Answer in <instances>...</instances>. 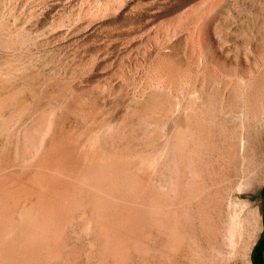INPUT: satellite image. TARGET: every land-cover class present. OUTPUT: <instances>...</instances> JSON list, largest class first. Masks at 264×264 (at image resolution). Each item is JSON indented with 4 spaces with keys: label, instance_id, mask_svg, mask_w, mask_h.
Here are the masks:
<instances>
[{
    "label": "rangeland",
    "instance_id": "rangeland-1",
    "mask_svg": "<svg viewBox=\"0 0 264 264\" xmlns=\"http://www.w3.org/2000/svg\"><path fill=\"white\" fill-rule=\"evenodd\" d=\"M220 1L0 0V177H5L6 174H14L23 178L27 183L28 176L29 178L34 176V174L36 176L42 169L43 172L45 171L44 174H46L44 175L42 172L40 174L43 176L39 174L37 178L45 179V181L38 179L39 183L36 180L37 186L34 183L35 185L33 184L32 186L34 188L33 192H28V196L32 201L36 197H41L39 193L47 187L46 185L50 186L49 183L51 186L56 184L53 187H57L58 191L62 187H71L73 189L74 186H77L78 192L76 193L75 187V190L73 189L72 191L79 197L80 193H84L83 191L87 188L90 189V187L85 186L84 188L82 183L79 184V179L75 177L71 179L73 175L68 174L73 173L75 175L77 172L76 177L79 176L81 171L83 172L87 167V163L91 161L94 155L93 150L96 149L98 144L103 145V148L105 146L104 149L107 148V153H113L115 150L126 154V160H128L129 164L127 166V175L123 178L122 188H124L123 191H125L126 196H128L129 191L132 192L129 195L130 197H127L131 200H129L130 202L128 199L119 201L118 198L115 199L116 197H113L112 200L116 201V203H111V205L115 208L118 207V204L119 206L125 205L126 209L135 207L133 209L138 211L144 219L152 215L150 219L142 220L146 227L151 225L149 228L150 232L143 225L145 227L143 228V234H148V236L140 237V239L142 238L140 241L142 250L139 249V252L135 251L137 254L133 252L134 250H131L133 255L131 254L129 263L139 264L140 260L144 262L145 259V262L150 260L149 263L155 262L158 256L156 255V259L154 257L155 260L151 256L155 255L153 253L155 247L157 251L163 237L160 233H157L159 231L149 222L152 217L159 215L160 209L155 190L158 189L156 182L160 177L161 170L160 151L164 144L163 132L177 115L174 112V106H171L173 109L170 110L169 102L166 104L163 102V97H159V94L164 91L161 90V85L163 83L164 85L165 83L166 85L169 84V86L176 84L175 86L172 85V87L175 88L177 86L175 90L177 89L176 93L180 95L181 99L184 102H193L196 100L195 95L197 92L193 84L196 79L200 80L204 73H211L213 80L216 77L218 82L221 80V83L232 81L239 89L238 83L244 82L247 76L245 71L235 67L242 69L244 64H252L257 60L259 54L262 59L264 58V24L262 25L263 31H257V28H255L256 32L253 34V40H251V42H254H252L253 46H247L248 44L238 39L240 37L236 39V35H233L234 31H232L233 34L231 33V26V28H228L223 22L221 25L218 24V18L222 17L228 5L232 3L236 5L240 0H233L234 2L230 0L227 1L229 2L228 4L224 2L226 0L221 1L222 4ZM224 3L227 7H225ZM223 4L224 6L222 7ZM240 4L241 1L236 5L237 8L240 7ZM217 5H220V7L217 8ZM238 23L240 21L235 18L233 26L236 27ZM261 23H263V20H261ZM226 28L229 29V33ZM246 36V39L252 37L250 35ZM234 47H237L236 50ZM233 51L236 52L234 53ZM168 65L172 67L167 70ZM203 68L207 72L201 71ZM170 70L173 73L169 77L171 80L166 79V75L163 74ZM174 70L176 72H173ZM262 77L263 75L260 74L257 79H253L254 88L259 87V90L254 92L255 89L252 86L253 93L250 94L254 98L250 97L252 101L257 100L259 96L264 98V92H262L263 95L261 93L259 95V92L264 91L259 86L263 83L262 87H264V78L262 79ZM167 80L169 81L166 82ZM171 82L172 84H170ZM254 83L257 87H255ZM212 88L210 87L209 89L211 90ZM149 91H154L156 95L159 93L157 97H154L155 101L147 99L149 98ZM211 93H207L209 100L211 99ZM262 98L259 99L260 101L257 100V102H261V109L263 110L264 103L262 104ZM145 103L147 104L146 106ZM152 103L153 106H151ZM239 105L241 106V102ZM133 107L135 110L132 109ZM163 108L164 110L162 111ZM166 108L169 110L166 111ZM233 122L237 123L235 119ZM111 125L114 127L120 125L118 133H115L114 129L112 131L109 128ZM132 125L134 126L132 127ZM133 129L136 130L134 131ZM129 131L134 138H130L131 134L128 133ZM132 131H137L136 135ZM20 132L22 133L20 134ZM126 133H128V136L125 135ZM63 140L66 141L64 142ZM35 141L37 145L34 144ZM252 141H255V139L252 138ZM49 142H52L51 146ZM105 143L108 145L107 147L104 145ZM261 143H264V138L261 139ZM59 145L61 146L59 150L62 149V146L68 150L72 149L75 151L77 146L78 150L76 152L73 151L72 154L70 153L71 151L66 150L68 152L67 155L66 151L62 153L64 156L63 158L60 157L66 160L65 163V161L59 159L60 157L57 158L60 155V151L55 150V147L58 148ZM37 146H41L40 149ZM52 147L54 150L51 149ZM15 149H18L16 160H14ZM46 153H50V155ZM53 155L57 156L55 158L56 162L59 159L65 163L61 165L63 166L61 168H67L64 166L69 165V169H63L65 170L64 172L68 173V176L66 173H62L64 175L58 173L60 172L58 170L53 173L55 169L51 167L42 168L40 165L37 167L33 166V168L30 166L28 169L21 162V157H24L25 163L30 160L36 161L40 159V156H47L50 157V160L52 159L54 164ZM65 156L66 158L72 157L67 160ZM30 157L34 159L32 160ZM27 158L29 159L27 160ZM18 159L21 161L19 162ZM1 166L3 167L1 168ZM70 166L73 170H71ZM3 168L5 171L2 170ZM48 169L49 171H47ZM49 174L52 176H48ZM50 177H54V179L52 180ZM55 177L58 179H55ZM151 177H155L156 181ZM126 178L128 181H125ZM74 179H77V182ZM54 180L58 182V185L57 183H51ZM150 180H154V185H151L152 181ZM136 181L138 185L133 183ZM72 182L76 183V185ZM61 183H63V186H59ZM42 184L44 187L41 186ZM72 185L74 186L72 187ZM133 185L137 186L133 187ZM149 185L151 186V193L149 192ZM143 186L146 188L145 192L143 191L145 190L144 188L139 190ZM132 187L133 189L135 188L134 191H131L133 190ZM138 187L140 188L138 189ZM25 188L26 190L30 189L29 186ZM25 188L23 187L22 190L24 191ZM67 188L65 189L66 191H68ZM80 188L82 189L81 191ZM148 189L149 191H147ZM90 190L92 191L90 194H94L95 189L91 187ZM136 190L141 191L143 195ZM71 193V191L70 194L67 192L68 198L66 197L67 199L64 198L62 200V202L66 200L64 204L73 202L76 199L72 198L75 195ZM144 194H149V198L147 199ZM85 196L87 195L85 194ZM142 196H144L145 200L142 199ZM109 197L112 198V196H108L111 202L112 200ZM250 197L251 201L255 203L259 214L260 229L255 242L251 246L249 260L251 264H264V231L261 234L264 222L262 210L264 180L251 191ZM69 198H72L73 201ZM58 204L65 207L61 201ZM193 204L194 202H192ZM73 207L75 208L76 205ZM73 207H70L71 209L67 213H63L60 210L61 212L58 214V216L60 215L59 217H62L59 218L61 223L64 222V225H59L60 230L63 232L65 230L64 227L66 228L64 233L61 232L63 235L61 234L60 237L62 240L65 238L63 241L70 244L72 251L78 252L76 254V264H95L99 246L96 237H94L95 235H92L93 233L90 229L85 226L89 210L87 207H83L84 209L81 207L74 209ZM149 209L152 212L155 210L154 214H151L152 212ZM57 211L59 212V210ZM140 211H144L147 217ZM69 212L71 213L69 215L71 218L67 220V216L63 214L68 215ZM149 214L151 215L149 216ZM59 220L58 224H60ZM80 220H83V223ZM152 229L154 230L153 232ZM143 234L140 236H143ZM154 234L155 239H152ZM152 240L154 243H152ZM145 243L146 246L144 245ZM151 246L152 248L155 246L154 250ZM145 247L147 248L144 249ZM143 249L150 253L144 252ZM141 251L143 252L141 253ZM91 253L94 254L90 255ZM156 253L158 254V252ZM141 255L144 257H141ZM104 264H116V262Z\"/></svg>",
    "mask_w": 264,
    "mask_h": 264
},
{
    "label": "bare ground",
    "instance_id": "bare-ground-1",
    "mask_svg": "<svg viewBox=\"0 0 264 264\" xmlns=\"http://www.w3.org/2000/svg\"><path fill=\"white\" fill-rule=\"evenodd\" d=\"M221 1L223 2V0ZM227 1L230 0H226L224 2L226 3ZM240 1V7L237 8L236 5H238ZM240 1L236 5L234 3L231 5L229 4L230 6L228 5L227 10L224 12L222 17L218 18V24L221 25L223 22L226 24V27L229 28L231 26L232 28L230 27V31L231 33L234 31V34H232L234 36L236 35V39L237 37H240L238 39H240L243 43L248 44L247 46H251L253 42H251V40H253V34L256 32L255 28H257V31L264 30H262V25L264 24V0ZM228 3L229 2L226 4ZM226 4L225 7H227ZM217 6V8L220 7V5ZM235 18H238L240 21L236 27L233 26ZM261 20H263V23H261ZM227 30L229 33V29ZM246 35H250L252 37L246 39ZM236 48L234 47L235 50ZM233 52L235 53L236 51ZM168 66L170 68L168 67L167 70L171 69L172 66ZM235 68L245 71V75L247 76V79L244 82L242 81L241 84L238 83L239 89L232 81L221 83V80L218 82V78L216 79V77L215 80H213L214 78L211 73H204V76L202 75L200 80L196 79L198 82L195 81L193 84L195 90L197 91L196 95L194 92L196 100L193 102H184L180 95L176 93L177 89L175 90V88L177 86L175 88L172 87V82L170 83L172 84L170 86L168 83V85H166V83L165 85L164 83L162 85L160 84L162 87L161 90L164 91L160 94L157 93V95L159 94V97H163L164 103L168 104L169 102L168 105L170 106V110L173 109L171 106H174V112L175 114L177 113V115L174 114V119L171 120L167 129L163 132L164 144L160 151L161 170L160 177L156 182L158 189L155 190L160 209L159 215L157 214L158 216L155 215V217H152L149 222L157 229V231H159L157 233L162 235L163 240L162 243L160 242L161 245L158 243L160 246L157 251L154 246L155 251L158 252V254L154 251L153 253H155V255L151 257H153V259L155 257L156 259V255L158 256L156 260L154 259L155 262L149 263L151 260L149 262H145L146 259L144 260L143 258L144 262L140 260L139 264H251L249 260V252L260 229V218L255 203L251 201L250 194L251 191L264 180V143H261V139L264 138V109H261V102H259V99L262 97L259 96L257 99L259 100L258 102L257 100L252 101L250 97L253 98V96H250V94L253 93V79H257V76L260 74L263 75L262 79L264 78V58L262 59L259 54L257 60L252 64L246 63L242 69L239 67ZM172 70L168 71L166 74L163 73L166 75V79L171 77L170 75L173 74ZM202 70L207 72L205 68L201 69V71ZM173 72H176V70ZM197 76L199 77V75ZM173 77L175 78L174 75ZM259 86H261L264 90V87H262L263 83ZM210 87L213 88L210 90ZM255 87H257L256 84ZM258 88H254V92L256 90L258 91ZM209 90L212 92L210 94L211 101L207 95V93H210ZM262 92L264 91L259 92V95H261ZM148 94L149 98L147 99L155 101L154 97H157L156 93L154 91H149ZM262 100L263 104L264 98H262ZM240 102L241 106L239 105ZM143 104L142 106L144 107ZM146 105L147 104L145 103V106ZM151 106H153V103ZM132 109L135 110L134 107ZM167 110L169 109L166 108V111ZM229 117H232L233 119H230ZM128 118H126V120H128ZM234 119L237 123H232ZM133 126L134 125H132V127ZM118 127H114L113 125L109 126L112 131L114 129L115 133H118L120 130ZM136 129L133 130L135 131ZM136 132L132 131L133 134ZM21 133L22 132H20V134ZM128 133L131 134L130 131ZM128 133L125 135L128 136ZM20 134L18 133V135ZM120 135L119 137H121ZM130 138L132 139L134 136L131 134ZM252 138H254L255 141H252ZM63 141L65 142L66 140ZM34 144L37 145L36 141ZM51 145L52 142L50 143V146ZM104 145H106V143ZM107 146L108 145H106V147ZM37 147L40 149L41 146ZM53 147L51 149H53ZM60 147V145L58 148L55 147V150L57 149L58 151ZM104 148L103 145L100 144L96 146V149L93 150L94 155L92 156L91 161H87L89 162L87 163V167L83 172L81 171V174L77 177V172L75 175L73 173L68 174L64 172L65 170L63 169L67 170L69 165L64 166L67 168H61L63 167L61 165L64 162L59 159L63 160L62 158L64 155H62V153L68 150L63 148V146L62 149L59 150L60 153L58 152L60 155L58 157L56 156L57 158L60 156L62 157L58 159V162H56V157L54 156L56 153L53 155V159L55 160L54 164L52 159L50 160V157L47 156H40V159L36 161L33 160L34 158L30 157L33 161H26L25 163L24 157H21L22 161H20L25 164L23 165L26 166L25 168L29 169L30 166L33 168V166L37 167L40 165L42 168L51 167L55 169L53 170V173L58 170L60 171L58 173L73 175L71 176L72 178L70 176L69 177L71 179L74 177L79 179V184L82 183L84 188L85 186H89L90 189L91 187L95 189L94 194H90L93 189L92 191L88 188L85 189L86 192L85 190L83 192L87 196H85L84 193H80L79 197L77 196V186H74L76 185L74 182H72L74 183L72 187L74 186L76 188L75 190L73 187L76 191L75 194L70 186H68L70 188L60 187L61 189H64L62 191L61 189L58 191L57 187H53L54 185L56 186V184L51 186L49 183L50 186H48L44 183L47 187L39 193L41 194V197H36V199L32 201L28 196V192L34 189L32 188L33 184H36L38 179H40L37 178V176L43 172L41 167V172L38 175L35 176L34 174V176L30 178L28 176L29 179L27 178V183L23 178L14 174H6L5 177H0V264H76V254H78V252L72 251L69 246L70 244L63 241L65 238L62 240L60 237L66 228L64 227L65 230H63V232L60 230L59 225L64 222L61 223L59 218L62 217H59L60 215L58 216L61 211H63V213H67L70 211V207L75 205L76 209L77 207H87L89 210V213L87 212L88 215L86 214L87 219L85 226L87 229H90L93 233L92 235H95L94 237H96L99 246V249H97V256L95 258V264H104L107 262L130 264L129 260L132 254L131 250H134L133 252H139V249L142 250V243H140V241L145 235L148 236V234H143V228H145L146 225H144V221H142L144 219L142 218L143 216H141L138 211L133 209L135 207L132 208L130 205L132 209H126L127 207H124L125 205L119 206L118 204V207H120L118 209L116 205L115 206L117 208L111 205V203H116V201L114 202L112 200L113 197H116L115 199L118 198L119 201H124L125 199H128V201L131 200L127 197H130L129 195L132 192L127 189L129 194L126 196L125 191H123L124 188H122L123 178L127 175V166L129 162L126 160V154L120 151L116 152L115 150V152L111 150L113 153H107V148ZM111 149H113V147H111ZM121 149L123 148L121 147ZM17 150L18 149H15L14 160H16L18 156ZM77 150L78 148L76 146V151ZM68 151H71V154L73 151L76 152L72 149ZM50 153L48 154L50 155ZM67 153L68 152L66 151V155ZM20 155L22 156V154ZM26 156L28 157V155ZM70 158L68 157L66 159L69 160ZM28 159L29 158H27V160ZM63 161L66 163V160ZM19 162L18 164L20 165ZM2 167L3 166H1V168ZM2 170L5 171L4 168ZM71 170H73L72 167ZM47 171H49V169ZM50 175L51 174L48 176ZM154 176L156 177L155 173ZM155 177L151 178L155 180ZM50 178H52V180L54 179V177ZM46 179L48 178L46 177ZM55 179L58 178L55 177ZM77 179L74 180L77 182ZM126 179L125 181H128V179ZM41 180L45 181V179L42 178L40 181ZM154 180H150L152 183L150 181L149 183L154 185ZM51 183H57L58 185V182H55V180L51 181ZM133 183H137V181ZM62 184L63 183L59 184V186ZM147 184L146 186H148ZM137 185H133V187H136ZM22 186L24 188L29 186L30 189L26 190L25 188L23 191ZM41 186L44 187L43 184ZM149 187L150 191L149 189L147 191L151 193V186L149 185ZM66 188L68 191L65 190ZM139 188L140 187H138V189ZM142 188H144V186L139 190H142ZM134 189L131 191H134ZM144 189L145 190L143 191L145 192L146 188ZM81 190L82 189L80 188V191ZM139 190L136 191L139 192ZM70 191L77 197L69 195L70 197L76 199L73 201L72 198H69L73 202L67 201L68 203L64 204V201L66 203V200L63 202L62 200L67 197V192L70 194ZM139 193H141V191ZM141 194L143 195V193ZM110 195L112 196V198L109 197L112 200L111 202L108 199V196ZM146 196L148 199L149 194ZM131 198L134 199L132 196ZM142 199H144V196H142ZM60 201L63 205H65V207L59 206L58 203ZM128 201L126 200V202ZM192 202H194L193 205ZM73 208L72 210L74 212L75 208ZM57 210H59V212ZM133 210L134 212H132ZM150 211L152 212V210ZM140 212H143V215L145 216L147 215L146 213L144 214V211ZM153 212H155V210H153ZM153 212L151 214H154ZM70 214L71 213L69 212L68 215H63L67 216L66 219L68 220V218H71L69 217ZM151 214H149V216ZM150 217L148 218L150 219ZM147 219L145 218L144 220ZM58 220L60 221V224H58ZM80 221L83 223V220ZM148 226L146 227L147 231H149L151 225ZM153 226L152 228L154 229ZM153 229L152 232L154 231ZM140 233L143 234V236H140ZM154 236L155 234L152 237ZM140 237L142 238L140 239ZM152 239H155V237ZM152 243H154L153 240ZM144 245L146 246V243ZM146 248L147 247L144 249ZM143 251H141V253ZM144 252L147 251L145 250ZM93 254L91 253L90 255ZM141 257L144 256L141 255Z\"/></svg>",
    "mask_w": 264,
    "mask_h": 264
},
{
    "label": "flooded vegetation",
    "instance_id": "flooded-vegetation-1",
    "mask_svg": "<svg viewBox=\"0 0 264 264\" xmlns=\"http://www.w3.org/2000/svg\"><path fill=\"white\" fill-rule=\"evenodd\" d=\"M262 210H263V218H264V202H263V205H262ZM263 231H264V222H263L261 234H263Z\"/></svg>",
    "mask_w": 264,
    "mask_h": 264
}]
</instances>
